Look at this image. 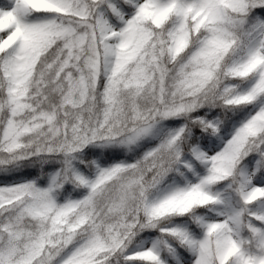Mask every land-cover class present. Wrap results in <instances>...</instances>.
Segmentation results:
<instances>
[{
    "label": "snow or ice",
    "instance_id": "obj_1",
    "mask_svg": "<svg viewBox=\"0 0 264 264\" xmlns=\"http://www.w3.org/2000/svg\"><path fill=\"white\" fill-rule=\"evenodd\" d=\"M0 264H264V0H0Z\"/></svg>",
    "mask_w": 264,
    "mask_h": 264
}]
</instances>
